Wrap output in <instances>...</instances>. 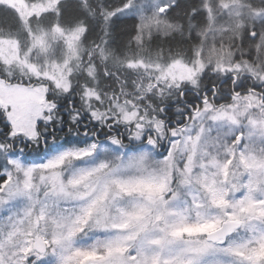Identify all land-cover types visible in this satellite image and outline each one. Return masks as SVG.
Here are the masks:
<instances>
[{"label": "snow or ice", "instance_id": "obj_1", "mask_svg": "<svg viewBox=\"0 0 264 264\" xmlns=\"http://www.w3.org/2000/svg\"><path fill=\"white\" fill-rule=\"evenodd\" d=\"M248 38L234 67L194 46L199 78L157 70L134 95L0 60V264H264V67H245L264 61V26Z\"/></svg>", "mask_w": 264, "mask_h": 264}, {"label": "rangeland", "instance_id": "obj_2", "mask_svg": "<svg viewBox=\"0 0 264 264\" xmlns=\"http://www.w3.org/2000/svg\"><path fill=\"white\" fill-rule=\"evenodd\" d=\"M60 0H42L39 2H28L27 0H0V3L14 8L22 21L29 25V19L35 15H41L43 12L54 9L56 3ZM200 11L207 15L206 21L198 25L193 21L194 12L190 16L185 15L182 11L166 10L164 13L159 11L160 7L165 4L176 5V0H143L147 5L143 15L139 19V28L135 37L137 45H142L153 34L171 35L175 32L182 33L185 37H194L195 49L201 55L197 56V61H202L205 66L212 64L218 66L234 67L235 58L240 53L250 54L249 39H245L248 31L255 26L259 30L264 26V0H200ZM251 1V2H250ZM139 0H130L128 3L136 4ZM177 7V5H176ZM121 16H134L131 12L123 7L115 11ZM176 12V14L174 13ZM177 18L189 20L184 26L183 22L174 19ZM205 15V17H206ZM39 29V25H34ZM31 32L32 29L29 28ZM38 31V30H35ZM83 29L73 31L63 30L61 28L42 31L37 35L32 33L33 40L28 49L20 53L21 45L14 39L0 38V58L9 66H23L26 74L31 70H40L44 68L45 73L54 75L59 82L67 83L69 73L78 75V68L84 62V44L81 41ZM159 44L155 50L149 49L147 56H140L134 61L135 66L132 68L138 70L142 76L138 83H143L148 77L156 75L160 70L163 74L168 75L172 82L178 83L181 80H189L191 77L199 78V73H194L193 69L198 64L190 66L186 62V57L174 58L170 66H165L164 61L171 55L169 53L159 52L166 48ZM162 47V48H161ZM258 50L264 55V45L258 44ZM159 48H161L159 50ZM166 51L168 48L165 49ZM168 52V51H167ZM247 58L245 57V60ZM143 61L145 66H141L139 61ZM88 69L85 76L88 80L99 86L102 83V73L105 71V59H100L94 55H87ZM95 61V63H92ZM91 63V64H90ZM128 65V63H127ZM248 71L256 72L259 67H264V61L258 66L248 62L245 64ZM84 70L81 68L79 71ZM80 73V72H79ZM149 82V81H148ZM144 84V83H143ZM142 94L153 85L149 82L139 88ZM97 91V88H94ZM107 102V98L105 100Z\"/></svg>", "mask_w": 264, "mask_h": 264}, {"label": "trees", "instance_id": "obj_3", "mask_svg": "<svg viewBox=\"0 0 264 264\" xmlns=\"http://www.w3.org/2000/svg\"><path fill=\"white\" fill-rule=\"evenodd\" d=\"M28 2H39L42 0H27ZM130 0H128L129 2ZM85 8L88 9V15L85 16L80 10V6L77 0H60L54 6V9L43 12L41 15H35L29 19V25H26L18 12L5 4L0 3V38L14 39L21 45L20 53L28 49L31 41L33 40L32 33L37 35L42 31H50L53 29L50 27L52 24L53 16L52 12H59L60 19L58 21L61 29L67 31H73L76 29H83V35L81 41L84 44V62L78 68V75H73V83L75 84V78H81L82 82L87 81L94 91L100 92L104 89H116L123 88L125 93L134 95L131 87L127 86V81L135 79V85L137 90L138 84L144 87L148 84V80H144L143 83H138L140 77H146V73L142 76L138 70L127 67L129 61H136L140 56H147L145 53L149 49L155 50L160 44L168 48V52L164 48L159 52L169 53L170 57L180 58L188 56L190 50L194 47V37H185L182 33L175 32L171 35L153 34L142 45H137L135 38L133 43L129 44V37L135 32L137 35V29L139 28V19L136 16H121L115 11L122 8L125 4V0H83ZM59 5V6H58ZM175 9L182 11L185 15L190 16L191 12H194L193 21L198 25L205 22V14L200 11V0H176ZM179 11V12H180ZM113 13L119 18H114ZM176 14V12H174ZM38 17V19H37ZM174 19L184 23L186 26L189 20L177 18ZM34 25H39V29H36ZM32 29L33 32L29 30ZM87 29L85 31L84 29ZM38 30V31H35ZM135 35V37H136ZM87 55H94L100 59H105L106 69L110 73H113L116 77H119V82L115 79L105 78L102 73V83L99 86L93 85L89 80V76H85L88 69H91V65H88ZM1 60V58H0ZM91 64V63H90ZM81 68L84 70L79 71ZM14 75H24L27 77L26 69L23 66H12L8 68ZM80 72V73H79ZM90 75V74H89ZM207 83V81H203ZM204 83V84H205ZM202 84V85H204ZM202 85L201 88H202ZM146 88V87H145ZM142 89L146 91V89ZM121 99H124L121 96Z\"/></svg>", "mask_w": 264, "mask_h": 264}, {"label": "flooded vegetation", "instance_id": "obj_4", "mask_svg": "<svg viewBox=\"0 0 264 264\" xmlns=\"http://www.w3.org/2000/svg\"><path fill=\"white\" fill-rule=\"evenodd\" d=\"M251 1H252V0H251ZM251 1H250V2H251ZM204 14L206 15V13H204ZM206 19H207V15H206V17H205V21H206ZM245 39H249V38H248V34H246ZM204 83H205V82H203L202 84H204ZM202 84H201V85H202ZM206 84H207V83H205L204 85H206ZM204 85H202V87H203Z\"/></svg>", "mask_w": 264, "mask_h": 264}]
</instances>
